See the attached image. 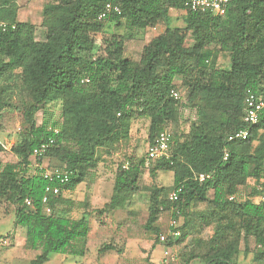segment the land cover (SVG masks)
I'll return each instance as SVG.
<instances>
[{
    "label": "trees",
    "instance_id": "trees-1",
    "mask_svg": "<svg viewBox=\"0 0 264 264\" xmlns=\"http://www.w3.org/2000/svg\"><path fill=\"white\" fill-rule=\"evenodd\" d=\"M107 2L119 11L99 18ZM183 3L51 0L43 7V40L35 38L32 23L1 20L7 27H0V117L2 109L13 106L10 99L15 88L27 101H21L23 135L11 147L17 161L0 162V200L13 205L14 227L25 229V245L38 250L28 264H43L52 253L84 254L88 217L85 212L71 217L62 205L71 208L73 204L85 206V202L64 198L63 191L85 180L97 165L98 149L127 138L133 117L148 119V143L168 123H178L181 98L170 96V90L176 89V76H181L187 88L186 98L196 118L189 121L186 131L172 134L170 157L154 160L149 169L152 176L157 170L172 172L173 183L147 188L145 229L158 240V216L170 210L173 217L184 216L181 227L191 222L194 226L195 221L213 225L208 238L191 239L186 263L195 258L205 264H234L240 242L247 248L250 238L255 242L254 259L264 261V183L259 182L264 177V106L248 138L227 140L230 131L243 125L246 92H258L264 99V0H229L223 15L186 10L184 27L172 26L170 10H183ZM162 18L166 19L164 30L144 45L138 60L122 55L124 37L117 33L104 40L102 53L81 54L92 49L95 34L104 31L106 24L119 27L124 22L128 35L135 36ZM187 31L193 38L190 45H185ZM222 51L229 55L224 68L216 64ZM49 101L60 102V119L37 124L35 114ZM49 138L54 143L44 156L54 160V167L68 168L73 174L60 186L59 194H50L43 203L45 187L59 183L46 179L40 169L29 172L28 167L32 149ZM127 162L126 168L124 163L117 168L112 195L99 214L126 207L139 190L144 159ZM200 173L210 177L200 181ZM250 178L258 184L247 198L239 199L238 187ZM176 189L180 191L172 201L169 194ZM209 190L213 191L210 198ZM254 195L260 199L254 200ZM200 203L205 208L194 211ZM186 233L181 231L164 243H180ZM107 249L112 246L98 251Z\"/></svg>",
    "mask_w": 264,
    "mask_h": 264
},
{
    "label": "rangeland",
    "instance_id": "rangeland-1",
    "mask_svg": "<svg viewBox=\"0 0 264 264\" xmlns=\"http://www.w3.org/2000/svg\"><path fill=\"white\" fill-rule=\"evenodd\" d=\"M51 0H0V21L16 19L32 23L35 26V38L43 40L45 28L41 25L43 7ZM185 10L171 9L170 21L172 26L184 27L183 17ZM166 25V19L162 18L154 27H147L141 34L128 35V28L122 23L116 27L113 24H106L104 31L95 34L94 44L90 51L82 56L103 52L104 40L111 33H117L124 37L123 56L132 60L140 58L144 45L154 36L161 33ZM193 38L190 31H187L185 45H190ZM216 64L220 68L229 65L228 52L222 51L217 58ZM15 79V78H14ZM16 84V80L13 82ZM176 90L181 96V113L177 124L168 123L165 129L172 134L176 131H186L189 121L196 118L195 108L187 101V88L182 84L181 76L174 79ZM11 94L12 107H5L0 117V162H15L17 157L11 151V147L20 142L24 131L22 118V99L27 97L19 88H15ZM60 119V102L49 101L35 114L37 124L45 122L47 125L52 121ZM148 119L144 117H133L130 121L128 136L113 147L98 149V161L94 168L89 170L85 180L71 193L63 194L64 198L72 201L83 199L85 206L75 204L64 206L68 209L71 217H80L83 212L88 217L90 230L88 232L85 250L83 255H67L52 253L50 258L43 264H205L201 259H191L186 263L185 254L192 247L191 239L200 237L208 238L213 225L192 222L190 225L181 227L184 223V216L178 218L179 229L185 231L186 236L180 243L168 246L160 243L155 234L145 229V222L148 213L149 191L147 188L152 185L168 187L173 183V174L170 171L157 170L152 176L149 169L152 161H146V148L148 143ZM29 172L40 169V166L54 167L56 163L47 156L38 161L30 156ZM144 159L142 175L139 179V190L135 191L124 208L105 209L102 213L98 211L109 201L112 195L113 183L117 168L129 160L138 161ZM128 163V162H127ZM264 183V177L259 180ZM258 184L255 179L250 178L245 185L238 187L237 196L239 199L247 198L253 192L254 185ZM213 194L208 192V198ZM258 201L260 197L253 196ZM82 202V201H81ZM206 204L200 203L194 206V211L205 208ZM13 205L5 200H0V242L6 240V245L0 243V264H28L38 250H32L25 245V229L14 227ZM193 216V215H192ZM172 217L170 210L160 212L157 225L160 233L167 231V226ZM194 217V216H193ZM104 245L112 246L99 253L98 249ZM165 250L168 251L165 254ZM170 253L173 259L170 257ZM255 242L249 239L248 247L245 248L243 241L240 242L239 251L233 258L234 264H264V261L254 259Z\"/></svg>",
    "mask_w": 264,
    "mask_h": 264
},
{
    "label": "built area",
    "instance_id": "built-area-1",
    "mask_svg": "<svg viewBox=\"0 0 264 264\" xmlns=\"http://www.w3.org/2000/svg\"><path fill=\"white\" fill-rule=\"evenodd\" d=\"M184 10H190L193 12H211L213 14H219L223 15L229 4V0H184ZM111 11H119V7L116 5H113L111 2H107L104 6V9L99 14V18H104L108 13ZM11 28H14V25H10ZM0 27L2 29H5L7 27V24L3 21H0ZM170 96L174 99H180L181 96L179 92L176 89L170 90ZM264 106V99L261 94L258 92H253L248 90L246 92L245 98H244V108H243V125L233 129L227 134V140H244L248 138L250 133V126L256 124L259 120V113L261 109ZM57 132V130H55ZM54 139L49 138L47 141L41 142L39 145L34 147L32 149L31 156L34 158L42 157L45 155L46 151L53 146ZM171 153V133L164 129L159 132V134L155 137V139L152 142L147 143L146 148V161H152L160 158L168 159L170 157ZM227 154L225 152L224 158H226ZM128 166V163H124L123 167L126 168ZM40 170H42L43 176L48 179L51 182H58L59 185L51 186L47 185L45 187V191L42 197V202L47 203L49 199V195L53 194H59L60 192V186L66 184L70 176L73 174V171L64 168V167H46V166H40ZM209 173H200L198 175V180L202 181L206 178H209ZM180 189H176L172 191L169 194V199L172 201L177 200L178 192ZM232 197H230L231 199ZM263 198V197H262ZM25 203L27 205H30L31 202L29 199L25 200ZM46 211H49L47 208ZM179 218V217H178ZM178 218L171 217L168 226L167 231L165 233H160L158 236V240L160 243H164L167 238H171V240L176 239L180 235V229L178 224ZM1 245H6V240H2ZM165 254L168 253L167 250L164 252ZM171 259H173V256L170 253Z\"/></svg>",
    "mask_w": 264,
    "mask_h": 264
},
{
    "label": "crops",
    "instance_id": "crops-1",
    "mask_svg": "<svg viewBox=\"0 0 264 264\" xmlns=\"http://www.w3.org/2000/svg\"><path fill=\"white\" fill-rule=\"evenodd\" d=\"M82 183V182H81ZM81 183H79L77 186H79ZM77 186L75 187V188H73V189H66V190H64L63 191V194L65 195V194H69V193H71L72 191H74L76 188H77ZM76 201H84L83 199H77Z\"/></svg>",
    "mask_w": 264,
    "mask_h": 264
}]
</instances>
